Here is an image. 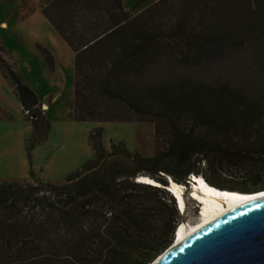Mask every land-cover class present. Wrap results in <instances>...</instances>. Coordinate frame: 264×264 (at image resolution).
I'll return each mask as SVG.
<instances>
[{
    "label": "trees",
    "instance_id": "obj_1",
    "mask_svg": "<svg viewBox=\"0 0 264 264\" xmlns=\"http://www.w3.org/2000/svg\"><path fill=\"white\" fill-rule=\"evenodd\" d=\"M145 1L139 0L130 9H125L123 0L40 2L42 15L73 53L74 118L132 121L129 116L112 113L108 106L102 108L108 103L122 104L138 116V121L153 123L158 148L150 157L132 154L114 144L107 151L101 144V130L93 129L87 135L92 158L80 170L68 174L63 184L32 179V174L27 184L0 182V264H43L48 259L39 251L38 230L49 222H63L70 227L88 218L95 231L91 235L98 238V252L91 256L81 251L87 238L83 230L78 231L70 247L75 261L147 264L173 242L176 228L169 223L155 235L148 232L142 216L136 219L124 213L130 211L129 187L159 188L133 182L147 167L163 176L170 174L177 183H185L194 175L212 186L239 192L263 181L262 99L227 84L189 80L138 91L125 82L124 71L163 39L206 51L217 43L264 28V0H157L133 14L135 7ZM171 18L174 20L167 26L165 20ZM38 48L51 69V54ZM0 51L5 52L1 44ZM0 71L31 124V148L46 138L48 121L34 91L1 54ZM125 160L136 168L131 169ZM200 163L228 173L240 171L247 180L239 188L222 186L198 170ZM152 180L165 183L158 177ZM169 199L174 204L173 198ZM116 209L121 213L117 221L122 220V225L108 230L106 214H115ZM128 248L139 251V255L133 259L131 253H126Z\"/></svg>",
    "mask_w": 264,
    "mask_h": 264
},
{
    "label": "rangeland",
    "instance_id": "obj_2",
    "mask_svg": "<svg viewBox=\"0 0 264 264\" xmlns=\"http://www.w3.org/2000/svg\"><path fill=\"white\" fill-rule=\"evenodd\" d=\"M41 1L0 0V44L5 50L4 53L0 51V54L13 65L22 80L34 91L39 107L49 124L46 138L30 148L31 124L26 120L11 85L0 71V182L27 184L31 182L32 174V179L63 184L68 174L80 170L82 165L92 158L93 151L87 135L91 130L98 128L101 130V144L107 151L110 145L114 144L121 145L128 152L141 157L154 155L158 146L153 123L138 121V116L133 115L122 104L108 103L102 108L108 106L112 113L120 117L129 116L132 121L99 122L74 118L73 53L42 15ZM138 1L123 0L125 9H130ZM155 1L157 0L141 3L132 13L140 12ZM173 20H165L167 26ZM257 29L258 31H252L246 36L206 47V51L199 50L196 46H186L163 39L147 55L136 60L133 67L124 71V80L138 91L179 80L211 85L227 84L264 102V28ZM38 46L51 54V69ZM124 162L131 169L136 168L134 163L126 160ZM165 164L170 166L169 161ZM152 170L150 167L140 170L133 182L143 183L139 175H145L151 179L161 178L165 183L159 182L158 186H154L159 187L157 191L129 187L130 211H124L125 215L136 219L142 216L140 219H145L143 222L148 226V232L155 235L163 225L169 223L174 224L175 228L182 222H196L200 210L197 202L190 199L185 192V208L183 213H180L173 196L167 190L169 181H176L170 174L164 173L163 176L162 172ZM198 170L222 186L239 188L247 180L240 171L228 173L213 165L205 167L200 163ZM261 189H264V177L262 182L245 190L254 192ZM170 197L173 198L174 204L171 203ZM118 210L114 211L115 214H106L109 219L106 229L110 230L113 225L120 226L122 220L117 221V218H121ZM123 221L125 223V220ZM92 225L89 218L70 227L63 222L45 223L36 233L41 245L39 251L48 259L43 264H85L83 261H75L70 247H73L76 233L83 230L82 235L87 239L86 246L81 251L88 252L91 256L96 254L98 238L95 234L91 235L95 232ZM128 249L126 253H131L133 259L139 255V251L134 248Z\"/></svg>",
    "mask_w": 264,
    "mask_h": 264
},
{
    "label": "water",
    "instance_id": "obj_3",
    "mask_svg": "<svg viewBox=\"0 0 264 264\" xmlns=\"http://www.w3.org/2000/svg\"><path fill=\"white\" fill-rule=\"evenodd\" d=\"M149 264H264V197L214 219Z\"/></svg>",
    "mask_w": 264,
    "mask_h": 264
},
{
    "label": "bare ground",
    "instance_id": "obj_4",
    "mask_svg": "<svg viewBox=\"0 0 264 264\" xmlns=\"http://www.w3.org/2000/svg\"><path fill=\"white\" fill-rule=\"evenodd\" d=\"M139 178L144 182H149L158 186V182L152 180L151 178L146 176H140ZM190 182L191 187L189 188V191H192V195L188 196L195 202L198 201V204L202 206L199 208L200 213H197L198 220L196 222H182L176 226L173 236V245H177L204 225L240 206L241 204L264 197V189L258 191L256 190L254 192H239L220 189L208 184L205 180H203V178L198 176H194V179H191ZM167 187L174 195H176L179 209L184 211L185 200L183 195L185 186L170 180Z\"/></svg>",
    "mask_w": 264,
    "mask_h": 264
},
{
    "label": "clouds",
    "instance_id": "obj_5",
    "mask_svg": "<svg viewBox=\"0 0 264 264\" xmlns=\"http://www.w3.org/2000/svg\"><path fill=\"white\" fill-rule=\"evenodd\" d=\"M188 181V180H187ZM186 181V184L185 183H179V184H182L183 186H185V189H184V196L183 197H185V192H186V194L188 195V193H187V190H189V187H188V182ZM177 183V182H176ZM174 198V197H173ZM174 200H175V198H174ZM175 204H176V201H175ZM178 208V207H177ZM179 210V209H178ZM180 212V211H179ZM180 213H183V212H180Z\"/></svg>",
    "mask_w": 264,
    "mask_h": 264
}]
</instances>
